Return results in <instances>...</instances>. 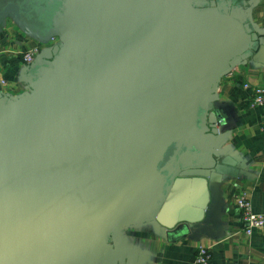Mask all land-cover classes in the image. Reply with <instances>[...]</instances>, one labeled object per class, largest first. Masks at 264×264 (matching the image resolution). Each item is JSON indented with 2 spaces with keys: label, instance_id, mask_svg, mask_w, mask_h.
Returning <instances> with one entry per match:
<instances>
[{
  "label": "water",
  "instance_id": "95a60500",
  "mask_svg": "<svg viewBox=\"0 0 264 264\" xmlns=\"http://www.w3.org/2000/svg\"><path fill=\"white\" fill-rule=\"evenodd\" d=\"M246 4L0 0V26L57 37L0 93V264H121L117 230L201 222L180 187L235 173L213 96L259 47Z\"/></svg>",
  "mask_w": 264,
  "mask_h": 264
},
{
  "label": "crops",
  "instance_id": "0c3cea01",
  "mask_svg": "<svg viewBox=\"0 0 264 264\" xmlns=\"http://www.w3.org/2000/svg\"><path fill=\"white\" fill-rule=\"evenodd\" d=\"M246 2L259 47L221 79L213 96L222 120L214 152L228 159L229 170L235 173L224 174L219 182L181 184L182 192L201 208L199 223L171 210L159 220L117 230L112 236L114 256L121 264H191L199 244L210 249L214 264H264V231L246 234L234 202L241 190L255 212H264V135L259 131L264 105L251 106L252 89L244 87L264 86V0ZM35 47L40 49L38 56L50 48L10 18L4 19L0 26L1 94L16 97L28 91L20 53Z\"/></svg>",
  "mask_w": 264,
  "mask_h": 264
},
{
  "label": "built area",
  "instance_id": "2783aa9c",
  "mask_svg": "<svg viewBox=\"0 0 264 264\" xmlns=\"http://www.w3.org/2000/svg\"><path fill=\"white\" fill-rule=\"evenodd\" d=\"M57 42V37H51L45 43H48L51 47ZM40 54L39 47H35L24 52H21V61L28 66L35 58ZM4 83L3 81H1ZM245 88L252 89L251 106H263L264 105V86L250 87L244 84ZM259 131L264 135V116L259 123ZM235 206L239 211L240 220L243 223V231L250 235L253 231H264V212H255L252 208L251 202L246 193L239 190L234 197ZM195 256L191 264H214L211 256L210 249L202 244H199L195 249Z\"/></svg>",
  "mask_w": 264,
  "mask_h": 264
}]
</instances>
